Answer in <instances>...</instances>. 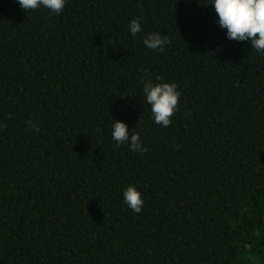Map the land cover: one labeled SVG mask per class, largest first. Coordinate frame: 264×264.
<instances>
[{"label": "trees", "instance_id": "obj_1", "mask_svg": "<svg viewBox=\"0 0 264 264\" xmlns=\"http://www.w3.org/2000/svg\"><path fill=\"white\" fill-rule=\"evenodd\" d=\"M216 19L205 0H0V264H264V52ZM147 80L180 93L166 127Z\"/></svg>", "mask_w": 264, "mask_h": 264}, {"label": "clouds", "instance_id": "obj_2", "mask_svg": "<svg viewBox=\"0 0 264 264\" xmlns=\"http://www.w3.org/2000/svg\"><path fill=\"white\" fill-rule=\"evenodd\" d=\"M16 2L25 11L42 7L51 13H60L66 0H16ZM205 3L213 8L217 17L216 23L224 30L226 39L247 41L257 52H264V0H205ZM127 28L132 36L142 31L137 18L129 21ZM142 43L148 49L162 50L168 43V37L159 33H148L143 37ZM142 92L145 102L150 106L153 122L161 127L168 126L180 96L176 84L142 81ZM110 136L116 145L127 144L132 151H144L139 133L129 129L123 121L111 120ZM122 199L132 211L137 213L141 211L143 199L134 185L129 184L122 190Z\"/></svg>", "mask_w": 264, "mask_h": 264}]
</instances>
